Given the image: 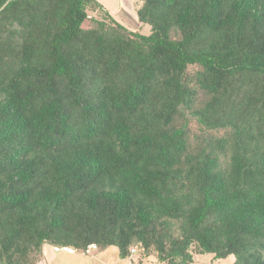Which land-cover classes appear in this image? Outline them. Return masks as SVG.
Masks as SVG:
<instances>
[{
	"label": "trees",
	"instance_id": "obj_1",
	"mask_svg": "<svg viewBox=\"0 0 264 264\" xmlns=\"http://www.w3.org/2000/svg\"><path fill=\"white\" fill-rule=\"evenodd\" d=\"M137 1L0 0V264H264V0Z\"/></svg>",
	"mask_w": 264,
	"mask_h": 264
},
{
	"label": "crops",
	"instance_id": "obj_2",
	"mask_svg": "<svg viewBox=\"0 0 264 264\" xmlns=\"http://www.w3.org/2000/svg\"><path fill=\"white\" fill-rule=\"evenodd\" d=\"M40 264H165L154 257L141 258L138 253L129 257H121L117 247L91 249L89 252L56 251L54 245H43V255Z\"/></svg>",
	"mask_w": 264,
	"mask_h": 264
},
{
	"label": "rangeland",
	"instance_id": "obj_3",
	"mask_svg": "<svg viewBox=\"0 0 264 264\" xmlns=\"http://www.w3.org/2000/svg\"><path fill=\"white\" fill-rule=\"evenodd\" d=\"M101 2L111 14L122 24L133 30H138L143 34H149L150 25L140 22L137 16L139 3L137 0H98ZM93 15L98 16L97 13ZM96 249V248H94ZM234 256L227 258H214L210 253L196 254L193 264H232Z\"/></svg>",
	"mask_w": 264,
	"mask_h": 264
},
{
	"label": "built area",
	"instance_id": "obj_4",
	"mask_svg": "<svg viewBox=\"0 0 264 264\" xmlns=\"http://www.w3.org/2000/svg\"><path fill=\"white\" fill-rule=\"evenodd\" d=\"M94 248H98L97 244H94V243L89 244L87 246V248L84 250V252H89L91 249H94ZM54 249L56 251H60V250L71 251V250H73V248L68 246V245H54ZM135 252H136V248L132 247L131 248V254H133Z\"/></svg>",
	"mask_w": 264,
	"mask_h": 264
},
{
	"label": "clouds",
	"instance_id": "obj_5",
	"mask_svg": "<svg viewBox=\"0 0 264 264\" xmlns=\"http://www.w3.org/2000/svg\"><path fill=\"white\" fill-rule=\"evenodd\" d=\"M98 246V245H97ZM84 252V251H83Z\"/></svg>",
	"mask_w": 264,
	"mask_h": 264
}]
</instances>
